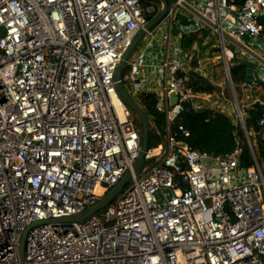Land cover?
<instances>
[{
    "label": "built area",
    "instance_id": "1",
    "mask_svg": "<svg viewBox=\"0 0 264 264\" xmlns=\"http://www.w3.org/2000/svg\"><path fill=\"white\" fill-rule=\"evenodd\" d=\"M202 3L198 10L188 0H169L165 16L146 35L164 29L160 41L168 51L181 8L197 10L213 24L202 38L212 45L215 35L225 78L209 79L202 56L191 66L176 53L166 55L155 106L165 123L161 132L151 124L161 139L134 172L142 130L117 90L115 72L161 5L0 0V264H264V159L252 144L264 133V115L250 135L244 112L245 101L264 106L254 95L264 63L252 65L256 79L243 82L240 95L231 67L249 62L237 61L229 45L264 36L258 20L264 0L241 7L231 0ZM146 64L140 56L122 74L141 97L149 94L139 78ZM191 71L215 84L216 99H228L232 110L211 106L212 93L191 84ZM174 93L178 101L172 104ZM188 109L230 115L253 163L241 167L240 146L225 155L188 146L190 131L175 127ZM128 171L133 175L126 188L100 211L79 221L47 222L87 212Z\"/></svg>",
    "mask_w": 264,
    "mask_h": 264
},
{
    "label": "crops",
    "instance_id": "2",
    "mask_svg": "<svg viewBox=\"0 0 264 264\" xmlns=\"http://www.w3.org/2000/svg\"><path fill=\"white\" fill-rule=\"evenodd\" d=\"M188 1L191 2L198 10L203 8L202 0ZM151 2L157 4V6L161 5V3L158 1ZM174 23L175 25L173 26L174 28L171 37L172 45L169 47L168 51L166 46L160 41V36L164 32V29L159 30L155 37L145 35L133 48L134 50L131 52L128 60L124 64L122 73L124 74L126 71H128L131 60H134L140 56L145 57L147 64L142 68V74L139 78L143 81L145 92H153L160 95V93H162V84L164 81V74L162 73L161 64L168 53L169 55L176 53L186 64L191 66H193L198 56H202L206 63L209 64V69L207 71L208 75L206 76L209 79H214L219 82L222 81L225 78V74L221 67L220 60L217 58L218 47L216 46V37L213 34V40L211 42L212 45H210V43H206L203 40V35L205 33H210L211 28L210 25H208L209 23H206L202 19L201 13H199L197 10L194 11L192 9L190 10V8L182 7L181 12L177 15ZM187 28L192 29V32L186 33ZM240 42L245 45L248 44L251 49L258 53V55L264 60V36L255 39L244 38L240 40ZM229 45L232 46L234 50H236V53H238L237 61H248L250 65L260 67L258 60L255 57L252 55L251 57L248 54H241L239 50L240 47L236 44ZM258 74L260 75L259 77L261 79L259 80V84L254 85V95L264 100V70L259 71ZM241 84L242 82L236 85L240 90V95L245 92V90H242L240 87ZM130 91L134 94L135 98H137L141 104L144 105V103H142L143 101L141 98V93L136 92L132 88ZM209 93H212V101L210 102L211 106L216 108L219 107L220 109L224 108L225 110H232L230 101L228 99L217 100L216 91ZM244 104V112L247 116L248 111L254 106V103L245 101ZM253 137L257 138V136Z\"/></svg>",
    "mask_w": 264,
    "mask_h": 264
},
{
    "label": "trees",
    "instance_id": "3",
    "mask_svg": "<svg viewBox=\"0 0 264 264\" xmlns=\"http://www.w3.org/2000/svg\"><path fill=\"white\" fill-rule=\"evenodd\" d=\"M231 1L241 7L246 0ZM258 20L264 24V15H260ZM246 67L247 66L243 63L234 64L231 67L233 81L236 85L245 81ZM191 84L195 86L197 90L206 92H214L217 89L215 84L206 83L194 77H191ZM141 98L143 101L142 103H144L143 107L149 116V122H155L158 127L157 129L160 130L165 122L163 113L155 108L158 100L157 94L149 92V94L143 95ZM128 107L131 109L130 106ZM262 115H264V106L259 103H256L248 111L245 120L250 135H252L254 129L258 128V119ZM178 123L183 124L190 131V135L184 139L187 145L192 149L197 151H207L213 155H225V153H230L240 146L242 148L241 167L247 168L253 163L251 147L247 142L244 132L226 112L223 113L210 109L199 111L188 109L181 114L175 127ZM139 126L142 130V123ZM157 129L152 125L150 127L148 143L150 149L152 148L151 144L153 139L158 141V143L161 139V133H159ZM237 134H239V138L236 137ZM252 144H254V150L258 160H263L264 138L258 137L255 141H252Z\"/></svg>",
    "mask_w": 264,
    "mask_h": 264
},
{
    "label": "water",
    "instance_id": "4",
    "mask_svg": "<svg viewBox=\"0 0 264 264\" xmlns=\"http://www.w3.org/2000/svg\"><path fill=\"white\" fill-rule=\"evenodd\" d=\"M145 1H147V0H145ZM149 1L160 2L161 7L158 10L157 14L147 22L146 28L142 29L136 35V37L133 39L131 44L127 47V50L124 53L123 59L120 61L119 65L116 69V72H115L116 82H117L116 86H117V90H118L121 98H123V100L126 102V104L128 106H130L131 109L138 114L140 122L142 123V146H141L142 151L140 153L138 160L134 164V167H133L134 172H136L140 168V166L145 162V155L149 149L148 143H149V134H150V122H149V116H148L146 110L144 109L143 105L141 104V102L137 98L134 97V95L132 94L130 89L126 86L125 83H123V81H122V74H123L122 70L124 68V64L126 63V61L129 58L131 52L134 50L133 48L146 35V32L148 31V29L155 26L157 24V22H159L165 16V14L167 12V9L169 6V0H149ZM208 23L213 26V24L211 22H208ZM227 37L230 38L228 35H227ZM231 41L234 44H236L237 46H239L241 49H243L246 52H248L249 54H251L258 61H260L261 63H264V60L258 55V53H256L254 50H252L249 46H247V45H245V44H243L237 40H231ZM245 71H246L245 82H246V84H251L256 79L255 70H254L252 65H248L246 67ZM191 75L196 79H200L201 81H204L206 83H210L209 79L203 74L197 73L195 71H191ZM170 97H171V103L172 104H174L178 101V97L175 93L171 94ZM262 137L264 138V133H263ZM204 162L207 163L208 160H204ZM239 166H240V163H239ZM132 175H133V173L128 171L127 174L125 175V177L121 180V182L118 185H116L111 191H109L104 196L103 200H101L97 205H95L94 207L89 209L87 212L80 214L78 216H72V217H66V218H56L54 220H50L47 222L54 224L55 222H60V221H68V222L79 221V219L86 218V217L100 211L101 209H103V207H105L111 201H113L116 198V196L119 195L126 188V186H127L128 182L130 181ZM26 236H27V231L23 234V236L21 238V242H20V259L22 262H24V259H25L24 258V251H25L24 247H25V242H26Z\"/></svg>",
    "mask_w": 264,
    "mask_h": 264
},
{
    "label": "rangeland",
    "instance_id": "5",
    "mask_svg": "<svg viewBox=\"0 0 264 264\" xmlns=\"http://www.w3.org/2000/svg\"><path fill=\"white\" fill-rule=\"evenodd\" d=\"M227 25V24H226ZM158 42V41H157ZM159 83H160V81H159ZM133 94V93H132ZM134 95V94H133ZM135 97V96H134ZM133 112V115H134V117H135V119H136V122H138V124L139 125H141V122H140V119H139V116H138V114L137 113H135L134 111H132ZM152 124V122H150V125ZM152 129V128H151ZM160 142V141H159ZM158 145V141H155L154 139L152 140V144H151V147H158L157 146Z\"/></svg>",
    "mask_w": 264,
    "mask_h": 264
},
{
    "label": "bare ground",
    "instance_id": "6",
    "mask_svg": "<svg viewBox=\"0 0 264 264\" xmlns=\"http://www.w3.org/2000/svg\"><path fill=\"white\" fill-rule=\"evenodd\" d=\"M101 191H102V189H101V188H98V189H97V192H98V193H100Z\"/></svg>",
    "mask_w": 264,
    "mask_h": 264
}]
</instances>
